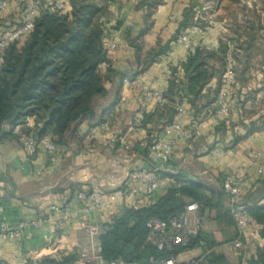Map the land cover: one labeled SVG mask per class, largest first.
I'll use <instances>...</instances> for the list:
<instances>
[{"label": "crops", "instance_id": "obj_1", "mask_svg": "<svg viewBox=\"0 0 264 264\" xmlns=\"http://www.w3.org/2000/svg\"><path fill=\"white\" fill-rule=\"evenodd\" d=\"M65 1L68 4V0ZM109 1L112 16L105 42L107 46L108 38L113 37L117 45L108 54L118 74L107 83L106 96L97 101L98 113L104 120L83 124L80 131L85 135L84 148L58 147L57 161L54 162L42 149L34 156L24 150L22 138L28 128L33 127L32 120L26 126L13 129L15 138L0 144V205L4 208L3 218L10 227L48 213L52 199H68L71 207L78 209L76 193L80 188L96 183L106 193L117 190L132 167L149 168L155 161L147 142L149 132H154L162 141L173 139V162L163 168V177L172 179V175L179 174L220 186L226 174L241 171L246 195L263 185L264 29L257 31L252 45L247 43L246 33L236 40L230 37L234 32L233 19L243 24L247 19L256 22L257 15L264 18V11L255 4L252 9H235L234 17H230L224 10L222 15L221 8L217 9L221 0H199L205 3L203 11L192 6L193 0H163L147 17L148 9L143 0ZM242 3L244 6L245 1ZM213 4H216L214 12L211 11ZM189 8L195 11L194 20L199 18L208 21L209 25L199 27L191 34V44L187 48L179 40V35L187 31L181 23ZM17 17L15 5L3 15V19L10 23ZM147 23L149 27L145 30ZM135 44L139 46L138 51ZM221 45L226 47V60L229 55H236L232 86H224L227 74L224 72L222 78L214 76L203 92L213 91L221 83L220 92L223 90L226 94L231 112L228 121L218 116L217 101L205 99L200 104L204 116L196 127L199 131L197 137L188 138L175 131H167L164 119L153 118L143 127L141 122L137 125L136 120L142 121L145 112L153 114L162 107L156 100H151L146 111L141 113L145 92L163 94L175 73L183 76L181 66L190 52L196 48L218 52ZM150 52L151 57L148 56ZM144 63L147 67L138 74ZM214 64L216 68L220 65ZM179 105L186 110L181 125L188 129L189 115L195 111L186 98L176 104L177 110ZM256 153L261 154L259 158L254 157ZM260 168L262 172H259ZM165 192L159 191L155 199ZM149 201L143 196L129 195L119 198L115 208L96 211L87 218L69 219L60 231L46 223L32 230L30 239L17 241L0 237V264H37L44 257L60 259L69 253L79 255L82 246L89 241L88 229H100L102 223L126 206L143 205ZM225 203L230 208L228 196ZM213 215L209 211L204 213L202 229L217 237L218 225L211 219ZM224 233L223 229V237ZM242 242V249H235L231 241L220 246L218 251L223 252L232 264H248L256 246L262 244L259 227L254 224ZM188 252L190 255L187 257L181 258L185 252L180 254L179 260L201 254L200 248ZM77 264H81L80 260Z\"/></svg>", "mask_w": 264, "mask_h": 264}, {"label": "trees", "instance_id": "obj_2", "mask_svg": "<svg viewBox=\"0 0 264 264\" xmlns=\"http://www.w3.org/2000/svg\"><path fill=\"white\" fill-rule=\"evenodd\" d=\"M236 2L242 3L240 0ZM162 3L163 0H143L148 9L146 16H150ZM262 4L264 11V1ZM243 7L247 9L246 5ZM194 14L192 8L185 11L182 28L209 25L208 21L194 20ZM111 16L109 0H68L65 11H40L28 37L6 49L0 66V144L15 138L14 128L26 126L32 120L34 125L25 134H33L39 139L49 137L58 147L84 148L85 135L80 127L104 120L98 113L97 101L106 96L107 83L118 74L112 66L105 42ZM5 23L4 19L0 21V32L6 27ZM232 23L234 32L230 38L236 40L246 33L249 45L254 44L257 31L264 29L261 15H257L256 22L247 19L243 24L233 19ZM135 46L138 51L139 46ZM226 51V47L221 45L218 52L206 48L190 52L181 66L183 76L175 73L163 93L167 102L156 113L145 112L141 126L153 118L164 119L165 124L171 123L177 113L176 104L183 98L188 99L195 116L202 114L201 102L205 99L215 102L220 93L221 83L213 91H203L214 76L222 78L227 72ZM151 55L152 52L148 56ZM233 57L236 60V55ZM214 63H219V67L216 68ZM146 67L144 63L138 74ZM171 178L166 192L157 196L154 202L126 206L100 225L98 240L104 258L123 259L126 264H150L151 258L178 257L201 247L203 253L197 257V264H232L218 248L224 243L243 240L244 236L240 235L232 211L225 203L227 194L222 189V180L220 186H216L179 174ZM262 184L245 196L251 228L254 224L258 226L262 239L248 264H264V203H261L264 181ZM191 201L199 203L202 217L206 211L214 213L211 219L218 225L222 237L225 230L221 241L214 233L201 229L188 245L176 247L171 252L158 250L147 243L150 219L169 221L185 210ZM79 260L80 255L69 253L60 259L44 257L37 264H77Z\"/></svg>", "mask_w": 264, "mask_h": 264}, {"label": "built area", "instance_id": "obj_3", "mask_svg": "<svg viewBox=\"0 0 264 264\" xmlns=\"http://www.w3.org/2000/svg\"><path fill=\"white\" fill-rule=\"evenodd\" d=\"M13 5L17 7L20 16H18V20L11 24L5 23L6 27L0 32V66L3 63L6 49L11 44L24 41L28 37L35 26L36 16L40 11H65L68 6L65 0H2L0 1V21L3 20L4 13ZM198 30L199 27L197 26L190 27L186 32L179 35V40L189 48L191 34ZM116 46L113 37L108 38V51L116 48ZM234 64L233 55H229L227 57L225 87L230 88L232 86ZM144 98L141 104V113L146 111L148 101L156 100L159 105H163L166 101L163 94L158 91H147ZM216 101L218 116L222 120L228 121L231 112L223 90L219 93ZM185 115V108L179 105L173 121L166 124L165 129L175 131L179 135H186L188 138L197 137L199 131L196 127L203 118V113L198 117L194 114L189 115L190 127L188 129H185L180 122ZM140 122V119L136 120L137 125H140ZM148 138H150L149 141ZM115 141L113 140V142ZM147 142L155 158L149 168L132 167L120 187L110 193L103 191L101 186L96 183L83 188L76 193L78 209H73L68 199H52L48 206V213H41L32 221H22L17 226L10 227L3 218L4 208L0 205V237L17 241L30 239L33 236L32 230L39 229L46 223H50L56 231H60L69 219L79 218L80 216L81 218H87L96 211L110 210L115 208L114 205L119 198L129 195L143 196L154 202L156 194L161 190H166L171 184V179L163 177L162 173L163 168L173 162V139L162 141L157 138L154 132H149ZM22 145L28 155L34 156L42 149L47 153L50 161H57L58 146L49 137L39 139L33 134H25L22 138ZM125 146L129 148L127 144ZM260 155V153H256L254 157L259 158ZM259 172H262L261 168ZM243 182L244 174L241 171H235L226 174L221 185L228 196L230 209L241 236H245L251 230L250 217L247 212L248 205L245 200L246 194L242 187ZM202 225L203 217L199 214V203L191 201L185 210L171 217L169 221L150 219L147 223L149 229L147 243L158 250L171 252L176 247L188 245L193 238L198 236ZM88 232L89 241L82 246L79 252L81 264H126L123 259L106 260L98 240L99 229L90 228ZM201 245H204V242H201ZM232 246L237 250L242 249L243 242L238 239L232 243ZM197 257L187 260H179L178 257L174 256L163 259L151 258L150 264H197Z\"/></svg>", "mask_w": 264, "mask_h": 264}, {"label": "rangeland", "instance_id": "obj_4", "mask_svg": "<svg viewBox=\"0 0 264 264\" xmlns=\"http://www.w3.org/2000/svg\"><path fill=\"white\" fill-rule=\"evenodd\" d=\"M240 1H242V0H240ZM243 1H245V4L244 5H246V7H248L249 9H252V7H254L255 4H257L258 8L260 10H262V7H263L262 2L264 0H243ZM237 2H236V0H234V1L233 0H221V2L219 3V5L217 4L218 5L217 6V9L219 10L221 8V14L222 15H223V10H224L227 14H229L230 17H234L233 15H234L235 9H237V10H242L243 9L244 10V7L242 6L243 3L242 4L240 3V5H239V3H237ZM214 10H216V4H213L211 6V11L214 12ZM244 12H246V11H244ZM19 14H20V12L18 11V16H20ZM18 19H19V17H17V20ZM5 22L8 23V24H11L10 22H7V21H5ZM215 233H216V235L218 237V240L221 241L223 239V237L219 233V227H218V229L216 230ZM200 250H201V254L200 255H202L203 248L200 247ZM189 255H190V252L187 251L184 254H182L181 258L187 257Z\"/></svg>", "mask_w": 264, "mask_h": 264}, {"label": "water", "instance_id": "obj_5", "mask_svg": "<svg viewBox=\"0 0 264 264\" xmlns=\"http://www.w3.org/2000/svg\"><path fill=\"white\" fill-rule=\"evenodd\" d=\"M192 6L198 8L200 11H203L205 8V3L200 2L199 0H193Z\"/></svg>", "mask_w": 264, "mask_h": 264}]
</instances>
